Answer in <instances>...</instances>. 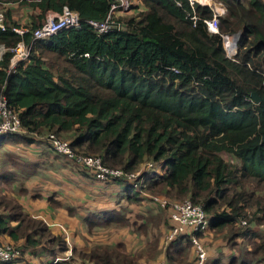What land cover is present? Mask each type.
<instances>
[{"label": "trees", "instance_id": "1", "mask_svg": "<svg viewBox=\"0 0 264 264\" xmlns=\"http://www.w3.org/2000/svg\"><path fill=\"white\" fill-rule=\"evenodd\" d=\"M213 1L225 7L218 17L219 33L240 32L233 58L226 56L220 34L207 31L203 19L212 18L213 10L206 4H193L198 17L193 25L185 17L192 11L189 0H139L145 9L123 16V30L98 34L88 20H103L110 0H0L5 15L0 45H30L28 57L12 68L11 50L0 60V96L18 112L26 131L0 135V142L18 138L51 147L37 136L64 134L75 153L99 156L110 168L133 173L151 162L162 172L123 183L125 203L138 204L140 191L188 199L202 205L209 219L198 234L201 242L206 232L212 238L221 235L229 247L250 237L251 225L264 224V0ZM13 3L34 11L29 23L11 19L6 6ZM63 6L78 13L79 26L62 29L48 41L12 30H32L47 12H60ZM254 183L255 193H250ZM0 206L9 211L7 220L0 215V232L13 240L24 238L25 247L49 239L51 260L67 248L63 237L53 236L44 221L26 214L14 198L0 196ZM120 209L93 219L78 217L88 232L96 225L119 227L128 223ZM160 216L152 217L154 226ZM240 219L245 224L236 227ZM10 221L19 228L12 230ZM256 237L252 248L242 247L246 262L232 256L225 264H264V231ZM16 246L19 259L22 249ZM71 253V261L78 256L82 264H141L122 243ZM212 264H221L220 259Z\"/></svg>", "mask_w": 264, "mask_h": 264}, {"label": "crops", "instance_id": "2", "mask_svg": "<svg viewBox=\"0 0 264 264\" xmlns=\"http://www.w3.org/2000/svg\"><path fill=\"white\" fill-rule=\"evenodd\" d=\"M10 5L9 10L12 20L24 25L30 22V15L34 11L32 12L29 8L22 6L18 8L17 4ZM16 6L25 15L21 19L15 14L19 12L18 9L15 11ZM215 7L224 12V6V9L217 5ZM4 144L5 141L0 142L1 146ZM14 145H16L15 148L19 151L20 156L16 155L17 158L14 159L11 155L15 154L2 151L3 157H0V196L14 198L22 206L26 214L44 221L53 236L59 235L65 239L67 248L62 253L56 251V255H64L68 248L71 251L75 249L76 251L89 252L95 245L122 243L126 251L138 256V261L141 264H160L164 259L169 264H191V259H185L182 254V249L186 250L188 246L183 241L163 248L161 252L158 238L160 233L152 242V238L150 240L147 239L150 232L149 229H147V232L138 231V228L143 225L139 224L144 223V220L150 223L146 214L147 209H150L153 213L157 212L151 215L153 218L161 215V221L157 226H154V228L161 230L162 223L165 225L163 220L165 214L161 212L160 207L158 209L150 203L151 201L143 202V200L140 206H135L133 203L126 204L120 196L125 187H120L116 183L110 184L97 181L72 168H70L69 172H66V169L63 168L64 163L61 162L60 164L58 155L54 154L55 152H53L51 147L45 143L39 141L32 144L18 142ZM23 156L28 158V162L23 163ZM18 158L20 159L17 161ZM22 164H29V167ZM2 173L7 174L2 176ZM146 176H150V174ZM12 183L13 185L17 183L25 184L27 190L25 193H21L20 190L26 188H20V190L16 191L11 185ZM43 183H45L44 186ZM23 195L25 197H18ZM50 197L53 199L54 204L50 203L48 199ZM122 203L137 208L136 211H132L133 217H130V213H126V217L131 222L141 219L137 225V231L129 228L130 226L104 227L96 225L92 229L93 232H88L86 225L78 217L93 219L99 213L118 211ZM68 209L72 210L73 214H70ZM0 215L7 220L9 211L0 206ZM19 226L18 222L10 221L12 230L18 229ZM62 227L66 230V236ZM37 237L34 236V238ZM208 237H210V240L212 239V235H208ZM0 240L18 245L22 249V256L11 264H48L51 261L50 254L47 251L51 242L49 239L44 240L45 242L43 241L38 246L25 247L24 238L13 240L6 232H0ZM221 240V238L216 239L219 242L215 243L211 249L208 248V264H212L217 259H220L221 264L229 261L231 250L228 249L226 244L224 245L220 242ZM223 250L225 255L221 258ZM167 254H169V259ZM61 264H82V262L78 256L73 255V260L70 263L63 261Z\"/></svg>", "mask_w": 264, "mask_h": 264}, {"label": "built area", "instance_id": "3", "mask_svg": "<svg viewBox=\"0 0 264 264\" xmlns=\"http://www.w3.org/2000/svg\"><path fill=\"white\" fill-rule=\"evenodd\" d=\"M195 2L204 5L197 0H189L192 11H187L185 17L191 21L193 25H195L198 19L193 9V4ZM210 3L211 2L206 3V5L210 6ZM177 4L180 5L179 2H177ZM132 5V0H110V7L106 17L99 21L88 20V24L98 34L111 31H121L124 29L122 17L130 12ZM211 9L213 10L212 18L203 19V22L208 32L220 34L218 30V16L221 12L215 6L213 8L211 7ZM79 23L80 19L78 13L69 9L67 6H63L60 12H47L44 21L32 30H29L27 27H12V30L18 34L30 31L33 40L48 41L51 36L58 31L70 27H77L79 26ZM4 28L5 15L4 12L0 10V29ZM220 36L226 56L228 58H233L237 49V41H234L233 34H220ZM7 50L12 51L10 64L8 66L9 68H12L16 63L25 60L28 57L30 45H26L23 41L18 42L10 49L4 45H0V60H2V57ZM24 131L25 130L21 126L18 112L9 107L5 96H0V135L7 133H21ZM46 139L49 141L54 152L74 158L84 168L91 169L95 178L100 181L118 180L131 182V180H136L139 176L138 180L141 182L144 179L145 173L154 167L151 162H147L146 164H143V166L146 165V168H144L143 171L126 173L122 169L106 166L99 156L75 153L70 148L68 142L59 140V138L52 133L47 134ZM161 172L162 171L160 170L159 173ZM150 199L167 212L168 219L171 222L170 229L164 238V248H166L168 243L175 239H188L193 252L195 253L192 264H206V249L198 237V234L203 232L208 227L209 223L208 216L202 205L194 204L188 199L176 201L155 195L150 196ZM240 222L245 223V221L241 219ZM63 231L66 234L65 228H63ZM71 252V249L68 248L63 256L55 257L48 262V264H55L58 261L69 259L72 254ZM19 255L20 250L16 245L0 241V264H8L17 259ZM160 264L168 263L165 260L161 261Z\"/></svg>", "mask_w": 264, "mask_h": 264}, {"label": "rangeland", "instance_id": "4", "mask_svg": "<svg viewBox=\"0 0 264 264\" xmlns=\"http://www.w3.org/2000/svg\"><path fill=\"white\" fill-rule=\"evenodd\" d=\"M210 7H214V5L216 6H218V7H220V8H223L224 9V7L221 5V3H219V2H214L213 0H210ZM14 4V3H13ZM132 4H133V7H132V9L130 10V12H128V13H126L125 15H123V16H131V15H137L140 11H143L145 8H144V6L139 2V0H132ZM11 5H7L6 7H8V8H6V10L7 9H9V7H10ZM18 6V8H19V5H17ZM17 6H16V10L15 11H17ZM19 10V12H16L15 14L16 15H18V18L19 19H21V18H23L25 15H24V13L20 10V9H18ZM14 11V10H13ZM219 11L221 12V14L219 15V16H221V15H223L224 14V12H223V10H220L219 9ZM224 11H225V9H224ZM33 12V11H32ZM34 13V12H33ZM32 14V13H31ZM218 16V17H219ZM124 17V18H125ZM219 24V23H218ZM22 26H24V24H21ZM240 35V34H239ZM239 38V37H238ZM22 134H24V133H26V131H24V132H21ZM46 134H44V136H42V137H39V136H37V138H40V139H42V140H46ZM58 138V137H57ZM59 140H61V141H66V142H68L67 140H69V139H67L66 137H65V135L64 134H61L60 135V138H59ZM18 142H22V141H19V139L18 138H8L7 140H5V144L4 145H0V157H3V154H2V151H5V153H13V154H15V155H11L14 159H16L17 157H16V155H19L20 153H19V151L17 150V148H15V146L16 145H14V144H16V143H18ZM23 143H25V142H23ZM54 152V151H53ZM56 153V152H55ZM223 155V157L225 158V159H228V156L226 155V154H222ZM20 156V155H19ZM58 160H59V162H60V164H61V162H63L64 163V167L63 168H65L66 169V172H69L70 171V168H72V169H75V170H77V172H79V173H82V174H84V175H86L87 177H90V178H95V176H94V173H93V171L91 170V169H87V168H84L83 166H81L74 158H71V157H68V156H66V155H62V154H59L58 155ZM20 158H18L17 159V161L19 160ZM23 163H25V162H28V158H25L24 156H23ZM21 164V163H20ZM153 164V163H152ZM23 166H26V167H29V164H27V165H25V164H22ZM146 166V165H145ZM145 166H143V165H141L140 166V168L138 169V171H143V169L144 168H146ZM153 168L152 169H150L149 171H147L146 173H145V176L147 175V174H154V173H157V174H160L159 173V171H160V169L157 167V165H155V164H153ZM62 167H60V168H62ZM144 176V177H145ZM139 178V176L136 178V179H138ZM95 180H97V181H100L99 179H96L95 178ZM101 182H105V183H116V185L118 184L120 187H122V185H123V183H125V184H127V182L125 181H118V182H113V180H107V181H101ZM121 182H122V184H121ZM131 182H133V183H135L136 181H135V179L134 180H131ZM22 183V182H21ZM132 183V184H133ZM27 184V183H26ZM44 184L45 183H43V186H44ZM11 185H13V183L11 184ZM256 184L254 183V185H250L249 186V190H250V193L251 192H253V193H255V190H256V186H255ZM13 187L16 189V191H18V190H20V188H26V185L25 184H20V183H17V184H15V185H13ZM25 190H27V188L25 189ZM26 195V194H25ZM25 195H23V196H18L19 198H23V197H25ZM140 195H141V197H139L140 198V201L138 202V204H136V203H133V204H135V206H137V205H141V202H142V200H143V202L145 201V202H148V201H151L152 199H150V196H160V197H164V196H161V195H158V194H152V193H149V192H146V191H140ZM262 196H264V194H262ZM27 197V196H26ZM85 198H87L86 196H85ZM164 198H167V197H164ZM168 199H170V198H168ZM21 200H24V199H21ZM170 200H173V199H170ZM50 203H53L54 204V201L53 202H50ZM152 205H155L158 209H159V206L158 205H156V202H153V201H151L150 202ZM127 204V203H126ZM125 203H122V205H121V207L125 210V212L127 213H130V217H133V212L132 211H136L137 210V208H135L134 206H128V205H126ZM149 204V203H148ZM150 205V204H149ZM120 207V208H121ZM254 211V209H248V213L250 214V213H252ZM119 212H121V209H119ZM147 213V216H148V218H152L151 217V215H154V214H156V213H153L150 209H147V211H146ZM158 212H159V210H158ZM124 214V213H123ZM164 214H165V216H164V218L166 219V222H165V225H163V223H162V228H161V230L160 229H158V228H154V225H153V219H151V221H150V223H148V226L145 228V224L147 223V222H145V220H144V223H140L139 225H141V224H143V225H141L140 227H139V229H138V231H144V232H147V229H149L150 230V232H149V235H148V237H147V239H151V241L153 242V240H154V238L155 237H157L158 235H159V233H160V235L158 236V238H159V250L162 252V250L161 249H163L164 248V238H165V235H167V233H168V231H169V226L171 225V222L169 221V219H168V215H167V212L165 213L164 212ZM243 219H246V218H243ZM243 219H241V220H243ZM140 220L141 219H138V220H136V221H134V222H131V221H129V219H126V222H128V223H126V224H124V225H122V226H130L129 228H131V229H134V230H136V228H137V225H138V223L140 222ZM244 221V220H243ZM239 224H245V223H242V222H238V223H236L235 224V226L237 227V226H240ZM122 226H119V227H122ZM64 228V227H63ZM95 227H93L92 229H94ZM250 228L252 229V232H253V234H251V236L250 237H241V238H239V239H237V242H236V246H234V247H229V245H228V243H226L225 241V238H222V236L221 235H219L218 237H216V238H212L211 240H210V237H208V235H207V232L203 235V237H202V242L204 243V245H205V247H206V254H207V256H208V252H209V249H211L212 247H213V245H215V243H218L219 241H216V239H222L220 242H222L224 245L226 244V246L228 247V249L229 250H231V255H230V258L232 257V256H234V258H237L238 260H241V261H244V262H246L248 259H246V258H248L247 256H246V258H243L242 257V252H241V250L243 249L242 247L243 246H252V244H253V242H258L259 241V239L256 237V235H258V234H260V233H262L263 231H264V224L263 223H261V224H257V225H251L250 226ZM137 231V230H136ZM92 232H93V230H92ZM51 233V232H50ZM51 236V235H50ZM59 236V235H58ZM65 236H66V234H65ZM185 244H189V240L188 239H184V240H182ZM3 243H6V242H3ZM8 244H13V243H8ZM15 245V244H14ZM209 248V249H208ZM252 248V247H251ZM225 250V249H224ZM224 250H223V255H222V257L221 258H223L224 257V255H225V253H224ZM244 251V250H243ZM240 252H241V254H240ZM183 256H184V258L185 259H187V258H189V259H192L194 256H195V253L193 252V249H192V247H191V244H190V246L188 245L187 247H186V250H184L183 251ZM73 257V256H72ZM229 258V259H230ZM69 263H70V261H71V258H69L68 260H67ZM163 261H165V259L163 260ZM166 262H168L167 260H166ZM89 264V263H88ZM168 264H169V262H168Z\"/></svg>", "mask_w": 264, "mask_h": 264}, {"label": "water", "instance_id": "5", "mask_svg": "<svg viewBox=\"0 0 264 264\" xmlns=\"http://www.w3.org/2000/svg\"><path fill=\"white\" fill-rule=\"evenodd\" d=\"M239 33H240V32H238V33H234V34H233V36H234V41H235V42L238 40ZM250 96H251L252 100H253L255 103H259V102L261 101V98H260V97L257 95V93H255V92H252Z\"/></svg>", "mask_w": 264, "mask_h": 264}, {"label": "bare ground", "instance_id": "6", "mask_svg": "<svg viewBox=\"0 0 264 264\" xmlns=\"http://www.w3.org/2000/svg\"><path fill=\"white\" fill-rule=\"evenodd\" d=\"M197 1L200 2V3H203V4H206V3L210 2V0H197Z\"/></svg>", "mask_w": 264, "mask_h": 264}]
</instances>
